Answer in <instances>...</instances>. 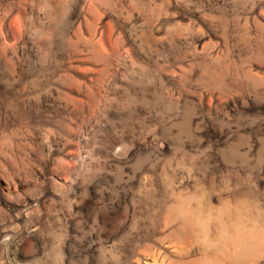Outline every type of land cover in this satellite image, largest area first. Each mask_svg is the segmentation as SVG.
<instances>
[{
    "label": "rangeland",
    "instance_id": "rangeland-1",
    "mask_svg": "<svg viewBox=\"0 0 264 264\" xmlns=\"http://www.w3.org/2000/svg\"><path fill=\"white\" fill-rule=\"evenodd\" d=\"M0 264H264V0H0Z\"/></svg>",
    "mask_w": 264,
    "mask_h": 264
}]
</instances>
